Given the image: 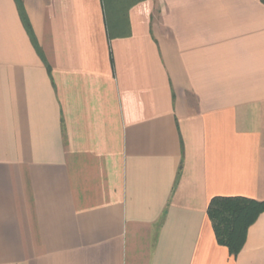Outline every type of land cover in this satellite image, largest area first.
<instances>
[{
    "label": "crops",
    "instance_id": "1",
    "mask_svg": "<svg viewBox=\"0 0 264 264\" xmlns=\"http://www.w3.org/2000/svg\"><path fill=\"white\" fill-rule=\"evenodd\" d=\"M217 197L264 201L263 0H0V264H264Z\"/></svg>",
    "mask_w": 264,
    "mask_h": 264
},
{
    "label": "trees",
    "instance_id": "2",
    "mask_svg": "<svg viewBox=\"0 0 264 264\" xmlns=\"http://www.w3.org/2000/svg\"><path fill=\"white\" fill-rule=\"evenodd\" d=\"M23 19L27 31L31 32L27 20L24 17ZM263 213L264 201L259 202L242 197H217L212 200L208 208V216L217 242L225 246L233 257L241 253L249 229Z\"/></svg>",
    "mask_w": 264,
    "mask_h": 264
}]
</instances>
